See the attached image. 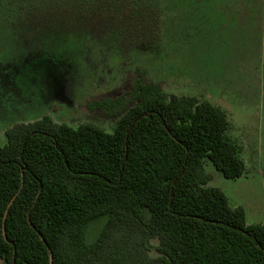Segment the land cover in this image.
I'll use <instances>...</instances> for the list:
<instances>
[{
    "label": "trees",
    "instance_id": "1",
    "mask_svg": "<svg viewBox=\"0 0 264 264\" xmlns=\"http://www.w3.org/2000/svg\"><path fill=\"white\" fill-rule=\"evenodd\" d=\"M87 108L113 132L48 116L6 130L0 264H264V226L207 186L206 161L226 179L246 171L221 107L139 74Z\"/></svg>",
    "mask_w": 264,
    "mask_h": 264
},
{
    "label": "rangeland",
    "instance_id": "2",
    "mask_svg": "<svg viewBox=\"0 0 264 264\" xmlns=\"http://www.w3.org/2000/svg\"><path fill=\"white\" fill-rule=\"evenodd\" d=\"M184 1L191 0H0V149L7 129L43 116L112 133L117 120L87 104L118 97L141 74L166 94L225 111L226 136L246 171L226 179L206 161L207 186L243 207L247 224L264 226V63L256 34L242 54L223 41L211 45L207 32L188 40L181 23L189 9L174 7Z\"/></svg>",
    "mask_w": 264,
    "mask_h": 264
},
{
    "label": "crops",
    "instance_id": "3",
    "mask_svg": "<svg viewBox=\"0 0 264 264\" xmlns=\"http://www.w3.org/2000/svg\"><path fill=\"white\" fill-rule=\"evenodd\" d=\"M174 7L189 9L185 12V22L181 23L188 40L196 41L195 35L200 39L207 32L209 37L206 38L211 45L215 43L211 41H223L233 50L232 53L236 48L242 54L246 50L248 34L255 32L251 38L257 39L264 63V0H191ZM175 14L177 17L184 13L181 10Z\"/></svg>",
    "mask_w": 264,
    "mask_h": 264
}]
</instances>
